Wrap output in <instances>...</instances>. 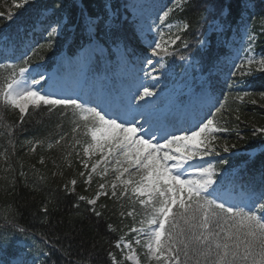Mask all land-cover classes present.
I'll return each instance as SVG.
<instances>
[{
  "label": "snow or ice",
  "instance_id": "obj_1",
  "mask_svg": "<svg viewBox=\"0 0 264 264\" xmlns=\"http://www.w3.org/2000/svg\"><path fill=\"white\" fill-rule=\"evenodd\" d=\"M29 2L34 0H23L24 4ZM185 2L192 3V0H181L175 8L182 10ZM22 6L21 3L15 5L17 8ZM56 9L61 11L64 9L63 3L59 0L54 8L48 6L41 8L31 24V29L35 31L37 28H43L49 38L62 31L66 25H62L60 20L46 25L50 20L49 13L59 15ZM172 11L173 8L164 10L158 17L162 24ZM80 16L84 21L90 46L95 42L96 32L101 25L111 30L117 23L109 22L107 12L104 16H94L88 14L86 9H81ZM12 18V14L7 17L9 20ZM242 23L249 45L247 51L251 52L254 50L252 45L256 36L247 20H242ZM175 27L177 34L170 36L169 40L163 43L156 41L149 45L152 49L151 56L160 57L161 53L168 54V45L175 44L177 40H180L185 48L188 47L178 33L186 31L190 25L181 23ZM209 27L215 31L220 26L214 19ZM21 30L24 32L23 37L20 36ZM27 32V27L22 26L14 36L0 34V48L5 52L9 46L14 49L16 40L20 39L23 42ZM198 43L204 45L207 41L201 40ZM26 47L35 53L34 47L31 45ZM38 47L43 48L44 45ZM245 55L247 56V52ZM5 59L8 57L5 56ZM17 59L18 63H0V69H11L7 75L0 73V114L6 110H18L20 122L23 123L29 109L35 111L44 108L48 112L59 110L62 115L70 113L73 118L72 133L83 129L82 135L88 138L81 142L74 135L72 147L75 149V145H80L85 156L100 154V159L91 165V171L87 175L82 171L79 175L85 177L86 185H90L92 174L100 175L103 179L107 175V165H113L112 170L117 175L111 184L110 198L115 197L119 200L127 197L132 205L138 203L143 209L144 218L139 221L141 227H132L131 231L142 237L135 239V244L145 248L149 260H154L157 264H264V179L257 188L244 180L238 168L218 170L216 164L197 163L205 161L209 156H219L220 151L217 150L216 144L221 139L219 134L231 131L225 126L227 117L221 119L217 115L222 110L228 111L224 104H220L219 107L213 104L204 117L184 130L183 134L172 132L161 138L153 131L151 116L154 101L151 98L156 96V92L149 87L144 86L142 93L137 91L123 106L122 111L113 113L110 109L105 110L99 104H92L78 96L60 95L51 86L45 91L42 82L51 77L46 78L38 68L30 70V57L27 52L22 53ZM146 62L150 65L153 63L151 59H147ZM247 64L249 70L241 71V76L252 75L253 64L259 65L257 70L264 71V58L257 61L254 57L248 56ZM239 68L243 69L244 64L241 63ZM32 71H35L36 75H32ZM254 95L253 91L244 89L236 98L244 101L246 97ZM137 97L144 103L140 104L137 101L134 107L133 101H136ZM259 97L264 100V92H260ZM250 102L255 104L257 101L252 99ZM138 117H145L144 123L149 125L147 129L143 123H136ZM235 119L237 121L240 119L238 112ZM0 128L4 129L0 131V136L7 134L8 143L14 149L12 126L3 123L2 115ZM259 131L264 132V129ZM65 135H60L55 140V145L65 140ZM236 135L239 136L238 131ZM41 143L43 141L35 142ZM35 144L31 151H35ZM47 147L51 149L54 144L49 142ZM219 147L227 153L236 145L224 143ZM76 155L79 156L80 153L76 152ZM5 159L7 160V157ZM40 163H43V158ZM81 163L87 171L88 162L82 160ZM101 163H105V169L97 173ZM217 163L223 166L228 165L229 161L221 159ZM7 170L6 168L5 171ZM125 173H128L127 178L121 179ZM23 174L21 172V175ZM116 181L121 186L119 193ZM70 183L75 186L77 181L73 179ZM98 187L99 191L95 197L80 196L78 199L86 200L87 204L95 206L100 196H109L105 184L101 183ZM90 211L98 218L102 215L95 207ZM120 215L124 216L125 213L121 212ZM127 215L133 216V211H128ZM106 227L109 232L115 231L111 224ZM13 228L21 233L25 231L16 224H13ZM114 247L121 251L127 248L133 253L127 255L126 260L136 259L132 243L125 241L123 236L117 239ZM107 255L111 264H121L115 253L109 251ZM13 264L27 262L21 254L14 259Z\"/></svg>",
  "mask_w": 264,
  "mask_h": 264
},
{
  "label": "trees",
  "instance_id": "obj_2",
  "mask_svg": "<svg viewBox=\"0 0 264 264\" xmlns=\"http://www.w3.org/2000/svg\"><path fill=\"white\" fill-rule=\"evenodd\" d=\"M253 1V10L247 12V21L252 31L256 32V22L264 15V0ZM59 2L64 5L63 11L56 9L59 15L50 14V20L46 22V25L66 17V26L74 28L72 31L63 32L61 36L49 38L44 29L41 32H33L31 24L41 8L45 6L54 8L57 0H34L27 4L22 3V0H0V34L14 36L22 26L28 29L27 37L23 42L20 39L16 40L11 55L0 53V63H18V59H13L26 51L30 57V69L38 68L42 71L51 69L62 53L69 58H74L79 48L89 44L80 10L86 9L88 14L104 16L108 3L117 12L116 27L109 30L101 25L96 32L97 38L94 43L103 45L109 52L113 46H120L132 59L141 57L147 52V44L140 38L139 32L129 20L128 13L123 10L125 0H59ZM17 3L23 6L17 8L15 7ZM243 12L242 0H192V3H186L176 17L190 25L181 36L182 40L189 44L187 53L197 51L196 45L199 39L214 19L228 27L224 33L228 36L232 27L240 26L239 21ZM9 14L13 16L11 20L7 19ZM20 36H24L23 30L20 31ZM257 36L263 38L264 33H257ZM181 43L180 41L178 44L181 45ZM26 45L34 47L35 53ZM38 45H44V47L40 48ZM255 47L264 52V40L258 39ZM184 53L185 51L182 50L178 58L169 57V63H178L179 56H183ZM225 54L224 47L212 40L205 60L210 65ZM5 56L8 59H5ZM10 71L11 69H0V73L5 75ZM90 72L95 75L100 72V66L95 61L92 62ZM237 78L239 77L236 76L234 79ZM246 80L255 95L264 92V73ZM233 92L230 87L224 101L225 109L228 111L222 110L223 113L218 115V118L227 116L225 126L236 130L229 132L227 137L233 140L235 149L242 154L225 156L223 159H227L229 164L220 166L216 163V165L218 169H222L242 164L240 170L244 180L259 188L264 179L262 175L264 174V149L259 148L260 143H264V134L260 132L252 136L250 130L264 129V102L238 105L233 101ZM237 112L240 116L238 121L235 119ZM0 115L3 116L5 125L12 126V139L15 144L13 149L8 143L7 134L0 136V151L7 149L5 152L10 155L9 162H11V173L7 179H0V251L4 254L2 258L8 263L11 257L18 254L15 242L20 238L32 239L36 243L35 247L27 251L29 256H38L37 261L32 264H111L107 253L115 252L114 245L119 238V232L114 225L117 219L112 213L103 209L100 211L101 217H96L90 211L92 207L86 200L78 199L85 193L81 183L70 191L55 178L45 177L44 180L37 182L28 167L21 165L18 161L25 157L22 147L24 141L35 139L46 143L48 140H56L60 135L66 134L65 140L61 141L52 152H46L50 161L61 162L62 151L69 136L73 134L71 114L62 115L59 110L48 112L44 108L35 111L29 109V114L25 115L23 123L20 122L18 111L6 110ZM0 131L4 129L0 128ZM237 131L239 136L236 135ZM82 133L83 129L75 134H78L80 139L87 140L88 138ZM45 148L46 144L43 150ZM249 151L255 152V156L251 159L247 154ZM38 155L39 150L31 160L36 159ZM21 172L24 174L21 175ZM106 201L104 199V202ZM106 204L108 207L109 203L106 202ZM132 206L135 210H139V205ZM13 224L23 227L25 231L23 233L17 231L13 228ZM108 224H111L115 231L109 232L106 227Z\"/></svg>",
  "mask_w": 264,
  "mask_h": 264
},
{
  "label": "rangeland",
  "instance_id": "obj_3",
  "mask_svg": "<svg viewBox=\"0 0 264 264\" xmlns=\"http://www.w3.org/2000/svg\"><path fill=\"white\" fill-rule=\"evenodd\" d=\"M181 2V0H172L171 4L169 6H165L162 1L158 0H126V10L129 12L130 20L135 22L137 24V27L140 31V36L144 37V35L149 36L150 38H146L147 47L151 51L150 44H153L156 41H159L163 43L164 41H167L170 39V36L177 34V28L175 26L184 23L181 19H178L176 17V14L181 12V9H176L175 5L177 3ZM23 3V0H22ZM187 2L184 3V5ZM243 5L245 8H248V10H252L253 2L246 0H242ZM183 5V6H184ZM169 8H173L174 11L170 12L167 20L162 24L158 17L163 14L164 10H167ZM107 14L110 18L109 22L112 23V21L116 18L115 13L110 10L109 6H106ZM50 14V13H49ZM244 17H247V14H243ZM62 22V25L67 24L66 17L57 19ZM52 21L51 23L54 24L55 21ZM216 24H218L220 27L218 30H211L210 27H207L206 33L203 35L201 40H206L207 43L204 45H201L199 43L198 49L200 52L205 51L206 48L209 46L210 43V37L212 34H215V40H217L218 43L226 44L228 47L227 49H231L233 51L232 55L230 57H227L229 61L235 60L234 67L230 71L229 74L225 75L224 68L222 66H219L218 63L216 65V68L212 70V72L207 68L205 65H203L204 61L201 58H197L195 54L189 53L188 55L187 50L184 48V44L181 43L179 45L178 43L180 40H177L175 44H169L168 45V54L162 53L158 60H155L151 55L150 58L153 63L150 65L143 60V63L141 66H137V64H130L126 63L125 56L119 48L113 49V59L110 57V53H107L105 49L99 45L92 44L91 46L89 44L85 45L83 48H81L78 51L76 59L70 60L66 57H63L59 63L50 71L44 72L45 77H51V79H46L42 82L44 86V90H48L49 86L55 88V90L60 95H69V96H78L81 99H84L86 101L90 102V96L95 97L96 101L92 104H99L101 107L105 108V110H109L106 108L103 103H110L112 106L117 104L118 97H125L127 99V102L129 98L134 95L137 91L143 92V87L147 86L152 91L156 92V96L152 97L151 100L154 101V111L151 116L152 124H153V131L156 132L157 137H163L168 133L175 132L176 128H170V126L167 125V120L169 119L172 108L183 100L185 101V98L187 97L186 106H189L187 108L189 112L191 113L189 117V125L191 123L198 122L200 118H197L198 115H205L204 106L206 105L205 102H200V98L203 96L207 98V96L210 94V89L212 88V81L209 77L214 76L217 77L220 81H226L227 83H230V80L234 76H238L236 80H233L231 85L235 88L234 89V98L233 101H235L238 105H245L247 103H251L250 101L252 99H255L258 104L260 101L264 102V100H261L259 95H254L253 97H246L244 101H241L236 98L238 93L242 94V91L244 89H247L249 91H252L248 85H246V79L249 78H256V76L260 73H264V71L257 70L259 68L258 64L252 65V75L249 76H241V71H248V64H247V57L251 56L254 57L257 61L261 58H264V53L261 51H258L255 49V45L258 39L261 41L264 40L263 38H258L257 33H264V15L260 18L257 24L256 32L252 31L253 34L256 36L255 43L252 45L253 51L248 52L247 49L249 47L247 36L245 34L244 26L242 25L241 28L235 30L233 29L230 36L226 38L224 36V32L227 30V26L224 24L221 25L217 21H215ZM172 26V27H170ZM41 28L35 29V31L40 32ZM72 27H63L62 31H59L57 34H54L53 36H60L65 31H71ZM235 30V31H234ZM87 33V32H86ZM183 32H179L178 34L182 36ZM200 40V41H201ZM185 42V41H184ZM186 43V42H185ZM238 43V48H236ZM189 46V44H188ZM240 50L239 52H236L237 50ZM4 50V49H3ZM185 51L184 55H180L179 58L181 60V56L184 57L179 64H170V66L166 65L167 59L169 57L178 58V54L180 51ZM11 52V47L9 46L7 50V54ZM247 52V56L245 53ZM238 53V54H236ZM98 56L99 61L103 64V72L96 76L90 82L91 88H87V84L84 82L85 79V70L87 66L90 64L91 59ZM244 64V68L240 69V64ZM160 65L161 73H159V79L156 78V75L152 72H149V67H153V69H156L157 65ZM177 66L180 68L178 69ZM218 67H222V70H219ZM138 70V71H137ZM236 73V75H233V73ZM139 73V74H138ZM147 73V75H146ZM221 73V74H219ZM138 74V75H137ZM163 74L164 77L163 78ZM211 74V75H210ZM128 77L130 78L131 82L128 81ZM158 77V76H157ZM127 82H130L127 84ZM216 82V81H215ZM245 82V83H244ZM84 83V85H82ZM82 85V86H81ZM40 87V86H37ZM111 87V90H108V88ZM245 87V88H244ZM224 96L227 98V92H223ZM211 97L212 94H210ZM224 97V98H225ZM224 98L219 97V102L215 101L216 107H219L220 104H224ZM212 100V98H211ZM137 101L140 104H143L144 101H139L138 97L136 101H133V106L135 107L137 104ZM200 102L197 104V102ZM214 101V100H213ZM127 104V103H126ZM125 104V105H126ZM196 105L200 106L198 108L199 110L196 111L193 114V111L196 107ZM213 105V104H212ZM124 106V105H123ZM202 106V107H201ZM123 108V107H122ZM191 108V110H190ZM209 108V107H207ZM179 108L177 107L175 111H177ZM122 110V109H121ZM232 110V109H230ZM18 111V110H13ZM192 111V112H191ZM213 111H215V108H213ZM120 112V106H118L116 113ZM223 113V112H221ZM221 113L217 114L220 115ZM227 117V116H226ZM167 118V119H166ZM145 117H138L136 123L137 124H144V128H148V124L144 123ZM189 128V127H188ZM187 128V129H188ZM163 129V130H161ZM235 132L236 130H232ZM250 134L252 136L258 135L261 131L257 130H250ZM184 132V131H183ZM183 132L176 133V134H183ZM264 134V132H262ZM75 135L76 139L81 140V142L84 141V139H80L78 134H71L69 136V139L67 143L65 144L64 150L62 151V157L61 162H53L50 161L49 157L47 156V153L49 151H53L57 145H55V140H48L46 143L43 142L41 144H35V139H29L27 141H24L22 143V147L24 148L25 157L23 159H18V161L21 163V165H26L28 169L30 170L31 174L34 176V179L38 182L41 180H44L45 177H51L55 178L56 180L63 183L65 187H67L70 191L75 189L78 184H82L84 186V197L86 198H93L95 197L97 191H99V184L103 183L106 186V190L109 192V196H100V198L97 200V204L95 206L90 205L91 207H95L97 211H101L103 209H107V211L111 212L112 215L117 219V222H115V228L119 232V237L123 236L125 241L132 243V249L135 253L136 259L134 260H126L125 257L127 255H132L133 253H130L127 248H123L121 251L120 249H116L115 255L117 258L121 261V264H137V260L139 264H157L154 260H149L147 258L146 250L142 245H136L135 239L142 237L135 232L131 231L132 227H141L139 221L144 218L143 215V209L141 206L139 207V210H135L132 206L131 202L128 200L127 197H123L119 200H117L115 197L110 198L111 194V184L115 181V177L117 175L116 172H114L113 165L108 164L107 165V175L101 178L100 175L92 174V182L90 185H86L84 183L85 177H81L79 175L80 172L85 171L86 175L88 172L91 171V165L95 163L97 160L100 159V154L94 155V156H85L83 154L82 147L80 145H75V149L72 147L74 144L73 136ZM221 139L216 142L218 149L220 151L219 156H209L205 158V161H197V163H204L210 162L212 164H215V161L217 158H220L224 155H228L230 152H223L222 148L219 147V145H222L224 143H227L229 145L233 144L231 142L232 139L228 138V132L227 133H221L219 134ZM28 141H32L33 143H28ZM42 141V140H40ZM233 141V140H232ZM52 142L54 144V147L49 149L47 147L48 143ZM161 142H163L161 140ZM33 144H35V151H31V148L33 147ZM46 144L45 150H43V146ZM37 150H39V155L36 159L31 160L32 157L35 156L37 153ZM47 152V153H46ZM76 152H79L80 155L77 156ZM71 153V155H69ZM7 157V160L5 159ZM41 158H43V163H40ZM10 155L6 153L5 151H0V179H5L9 176L10 169H11V162ZM87 161L89 168L87 171L84 169L81 161ZM49 163L50 166H49ZM114 164V161H113ZM8 169L5 171V169ZM105 169V163H101L99 167L97 168V173H100L104 171ZM131 171H135V169H131ZM128 173H125L124 177L121 179L127 178ZM75 179L77 181L76 185L73 186L70 181ZM118 187L117 192L120 191V184L118 181H116ZM87 189V190H86ZM104 199H106L109 203V206L106 207V202H104ZM137 205H139L137 203ZM133 211V216H128L127 212ZM125 213L124 216H121L120 213ZM146 227V225H145ZM143 243V241H142ZM36 243L32 239H20L16 241L15 246L18 250V255H23L24 259H26L27 255V249H31L35 247ZM15 258H12L11 263L13 264ZM26 261L28 263H34L37 261L36 257H27ZM0 264L2 263L1 260V254H0Z\"/></svg>",
  "mask_w": 264,
  "mask_h": 264
}]
</instances>
